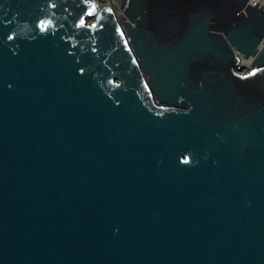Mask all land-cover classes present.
I'll use <instances>...</instances> for the list:
<instances>
[{
    "label": "water",
    "instance_id": "water-1",
    "mask_svg": "<svg viewBox=\"0 0 264 264\" xmlns=\"http://www.w3.org/2000/svg\"><path fill=\"white\" fill-rule=\"evenodd\" d=\"M248 1L0 0V264H264Z\"/></svg>",
    "mask_w": 264,
    "mask_h": 264
},
{
    "label": "built area",
    "instance_id": "built-area-1",
    "mask_svg": "<svg viewBox=\"0 0 264 264\" xmlns=\"http://www.w3.org/2000/svg\"><path fill=\"white\" fill-rule=\"evenodd\" d=\"M93 1L96 2L100 7L112 8L119 20H122L121 17H125V15H124L121 7H120L119 0H93ZM248 3L253 5V6H256V4H260L261 6L264 7V0H249ZM89 22L92 23L94 21L89 20ZM263 43H264V41H263ZM263 43L259 46L258 50L261 48ZM238 54L240 57V64L236 68V71L240 74L249 73L253 69V63H254L256 56L252 55L249 58H247L243 54H240V53H238Z\"/></svg>",
    "mask_w": 264,
    "mask_h": 264
},
{
    "label": "bare ground",
    "instance_id": "bare-ground-1",
    "mask_svg": "<svg viewBox=\"0 0 264 264\" xmlns=\"http://www.w3.org/2000/svg\"><path fill=\"white\" fill-rule=\"evenodd\" d=\"M121 19H122V20H124V19H125V17H121Z\"/></svg>",
    "mask_w": 264,
    "mask_h": 264
},
{
    "label": "rangeland",
    "instance_id": "rangeland-1",
    "mask_svg": "<svg viewBox=\"0 0 264 264\" xmlns=\"http://www.w3.org/2000/svg\"><path fill=\"white\" fill-rule=\"evenodd\" d=\"M91 21H94V19H91Z\"/></svg>",
    "mask_w": 264,
    "mask_h": 264
}]
</instances>
